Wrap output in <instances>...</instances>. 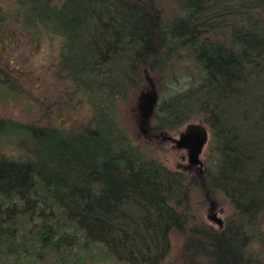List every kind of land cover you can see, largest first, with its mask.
<instances>
[{
	"label": "trees",
	"instance_id": "1",
	"mask_svg": "<svg viewBox=\"0 0 264 264\" xmlns=\"http://www.w3.org/2000/svg\"><path fill=\"white\" fill-rule=\"evenodd\" d=\"M12 1L0 31L60 38L69 100L123 95L146 66L161 92L175 86L152 129L198 115L211 136L199 177L120 146L99 110L68 127L0 116V264H264V0H163L170 17L160 0ZM5 88L26 92L0 63ZM202 184L233 208L221 228L194 213Z\"/></svg>",
	"mask_w": 264,
	"mask_h": 264
},
{
	"label": "rangeland",
	"instance_id": "2",
	"mask_svg": "<svg viewBox=\"0 0 264 264\" xmlns=\"http://www.w3.org/2000/svg\"><path fill=\"white\" fill-rule=\"evenodd\" d=\"M17 7L12 0H0V10L13 12ZM155 8L166 17L174 14L170 5L163 0L158 1ZM6 26L0 31L2 44L0 63L16 71L26 92L16 95L6 88L0 90V116L22 123L34 120L44 122L49 119L50 124L68 127L74 121L86 120L99 110L104 125H109L113 131L123 133L124 139L118 141L120 146H135L144 158H154L172 170L202 176L210 154L209 140L199 155V164H190L187 151L177 149L175 145L187 123L201 124L208 130L210 139V127L201 116H194L173 130L155 132L152 129L159 99L172 91L175 86L161 92L158 77L143 66L137 71L135 85L130 89L126 88L123 95L107 97L106 91L102 89L95 96L93 107L84 99L88 96L81 98V102H79L80 95H73L74 98L69 100L67 82L54 76L60 55V38L45 33L35 42L13 21ZM116 79L118 83L123 81L119 77ZM183 81L182 79L180 84ZM59 112L64 116L58 114ZM61 119L63 120L60 124ZM3 150L7 153L12 152L10 151L12 146L5 144V140ZM192 203L198 219L216 228H221L225 218L233 211L227 198L220 193L207 190L203 184L194 192ZM170 238L172 255L179 247L182 238L174 231L170 234Z\"/></svg>",
	"mask_w": 264,
	"mask_h": 264
},
{
	"label": "water",
	"instance_id": "3",
	"mask_svg": "<svg viewBox=\"0 0 264 264\" xmlns=\"http://www.w3.org/2000/svg\"><path fill=\"white\" fill-rule=\"evenodd\" d=\"M1 48L2 44L0 41V53ZM62 120L63 119L59 121L60 124ZM208 140L209 132L205 127L198 123H187L175 145L177 149L187 151L188 162L190 164H199V155L202 153V150Z\"/></svg>",
	"mask_w": 264,
	"mask_h": 264
}]
</instances>
